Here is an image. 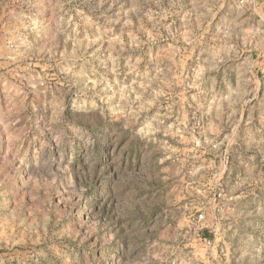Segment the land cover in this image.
<instances>
[{"label":"rangeland","instance_id":"374dc122","mask_svg":"<svg viewBox=\"0 0 264 264\" xmlns=\"http://www.w3.org/2000/svg\"><path fill=\"white\" fill-rule=\"evenodd\" d=\"M0 264H264V0H0Z\"/></svg>","mask_w":264,"mask_h":264}]
</instances>
